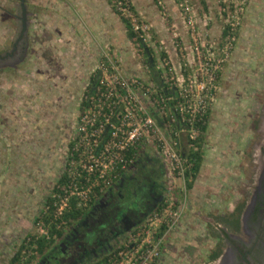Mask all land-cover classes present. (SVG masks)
<instances>
[{
  "label": "rangeland",
  "instance_id": "1",
  "mask_svg": "<svg viewBox=\"0 0 264 264\" xmlns=\"http://www.w3.org/2000/svg\"><path fill=\"white\" fill-rule=\"evenodd\" d=\"M93 1L96 9L90 11L87 5L81 15L85 21L76 13L67 26L80 23L75 29L94 35L88 33L83 39L65 30L66 42L60 44L57 31L67 15L54 11L55 0H24L23 30L21 1L0 0V57L4 58L0 60V264L8 263L26 236L47 232L45 227L44 233L39 231L41 222L36 223V218L64 173L80 102L104 55L115 59L125 76L153 82L145 55L128 37L112 1ZM128 1L150 26L155 64L166 57L177 67L174 34L183 52H191L190 25L179 0ZM188 2L200 42L208 44L216 57L228 12L239 11L240 22L218 79L217 100L206 117L202 161L191 187L186 186V177L182 190V181L165 164L164 195L184 199L185 206L162 240L156 264H219L216 260L226 248L228 235L243 236L245 220L251 222L247 213L264 179V0ZM148 11L154 19L147 18ZM54 39L56 44L51 43ZM168 47L175 55L172 58ZM186 141L182 137V148ZM147 152L154 154L152 149ZM144 237L136 236L137 242ZM34 247L23 251L16 264L36 259Z\"/></svg>",
  "mask_w": 264,
  "mask_h": 264
},
{
  "label": "built area",
  "instance_id": "2",
  "mask_svg": "<svg viewBox=\"0 0 264 264\" xmlns=\"http://www.w3.org/2000/svg\"><path fill=\"white\" fill-rule=\"evenodd\" d=\"M111 1L118 15L128 22L135 35L134 44L143 55L144 47H149L151 42L149 24L138 18L128 0ZM242 5L241 2L239 10ZM179 7L190 25L191 52H183L174 34L177 67L166 57L155 64L158 71L164 69L166 89L175 94L165 93L153 82L142 81L137 76H125L117 61L104 55L95 70L98 82L93 93L84 96L76 132L67 149L65 184L59 188L61 193L53 194L55 216L69 207L72 198L77 209H85L148 149L168 164L182 181V190L185 189L193 161L182 153V137L196 139L199 124H204L217 100L218 79L235 43L240 12L235 9L228 12L216 57L208 44L200 42L198 30L192 25L193 11L188 0H179ZM174 203L169 194L164 195L161 206L146 217L126 243L97 264H156L161 242L175 227L185 206L184 199L177 205ZM40 225L39 231L44 233V225ZM138 235H145L139 243Z\"/></svg>",
  "mask_w": 264,
  "mask_h": 264
},
{
  "label": "flooded vegetation",
  "instance_id": "3",
  "mask_svg": "<svg viewBox=\"0 0 264 264\" xmlns=\"http://www.w3.org/2000/svg\"><path fill=\"white\" fill-rule=\"evenodd\" d=\"M164 168L165 163L156 155H139L133 166L93 198L64 228L62 236L43 253L37 252L30 264H94L102 259L163 202ZM247 216L251 222L245 220L243 236L228 235L226 248L216 260L219 264H264V179Z\"/></svg>",
  "mask_w": 264,
  "mask_h": 264
},
{
  "label": "trees",
  "instance_id": "4",
  "mask_svg": "<svg viewBox=\"0 0 264 264\" xmlns=\"http://www.w3.org/2000/svg\"><path fill=\"white\" fill-rule=\"evenodd\" d=\"M125 24V28L127 30V35L130 38V40H132L133 42L135 41V35L134 33L130 30L129 24L127 21H124ZM151 48L150 47H144V51H143V55L145 62L147 63V66L150 68V74H151V79L153 80V83L157 85V87H160L163 89V91L165 93H170L172 95H174V91L173 90H167L166 89V85L164 83V79L161 75V72L158 71L155 68V60L152 57V51H150ZM98 82V78H97V74L94 73L93 76H91L90 78V84L87 87V89L84 92L83 98L80 102V107L79 109H81V107H83L84 105V96L88 95V94H92L94 91V87L96 86ZM199 133L196 137L195 140L191 141L189 139H187L186 143H184L183 148H182V153L191 161H193V166H192V170L190 171V173H187V182H186V186L188 188L191 187L192 185V180L193 178L196 176V173L199 170V167L201 165V161H202V136H203V132L206 129V120L204 122V124H199ZM66 181V177L63 173V175L58 179L57 184L55 185V187L52 189V194L47 198L46 202H45V207L44 210L40 212V214L38 215V217L36 218V223L41 222L42 225H44V227L47 229V235H41V236H37V235H29L26 236L24 241L20 244V246L17 248V250L13 253V256L11 257V259L8 261L7 264H16L19 263L20 260L23 257V251L27 250L29 246H35L34 250L35 252H38L39 254L43 253L46 249H48L54 241V237H61L62 236V231L64 230L65 225H71L73 221H75L82 213V210L77 209L76 208V200L74 198L70 199L69 201V207L66 208L61 215H59L58 217L54 215V210L56 209V205H54V203L56 202L55 197H53V194L55 193H61V191H59V188L61 185L65 184ZM180 199H174L175 204L179 203ZM58 224H61L59 228H57L56 226ZM161 230H163V227L161 228ZM217 256L216 253L211 255V258L214 259ZM94 264H97V262H95Z\"/></svg>",
  "mask_w": 264,
  "mask_h": 264
},
{
  "label": "crops",
  "instance_id": "5",
  "mask_svg": "<svg viewBox=\"0 0 264 264\" xmlns=\"http://www.w3.org/2000/svg\"><path fill=\"white\" fill-rule=\"evenodd\" d=\"M41 1H44V2H48L49 3L51 0H41ZM86 1H87V3L89 2V4L85 3V0H55V4L52 5L53 8L55 7L54 11L57 9L59 12L67 15L66 19H63L62 20V22L64 24L63 28L61 27L62 29L57 31V32L60 33L59 36L62 37V38H57V40L59 42H61L60 44H63L64 41L66 40V36L67 35H65V33H66L65 30L70 31V32L72 31V33L75 36H78V37L80 36L83 39L86 37V35L88 33H90V35H94L93 33H91L90 30H88V32H87L86 30L84 31L83 28H81V29L79 28L80 30L75 29L76 26L78 27L79 25H81L80 23H75V24H73V26H67V24H69V23H71V22L74 21L73 18L75 17V14L76 13H78L77 14L78 15V18L82 22L85 21V19L83 20V18H82L81 15L84 14L83 11H85L87 5L89 6V9L91 8L90 11H92V10L94 11L96 9V5L94 4V1L93 0H86ZM46 7L52 9L51 6H47L46 5ZM146 16H148L147 17L148 19H154V18H152L153 14L151 13V11L150 12L148 11L147 14H146ZM68 28H70V29L68 30ZM61 31L63 33H61ZM220 36H222V33L220 34ZM89 37H88V40L91 39V38L89 39ZM183 39L186 40L185 37H183ZM70 41H71L72 44L75 43V39H71ZM51 43L52 44H56V40L55 39L52 40ZM168 48H169V52H170V54H168V55L170 56V58L174 57L175 55L173 53L172 48L171 47H168ZM148 69L150 70V68H148ZM147 75H148V77H150V75H151L150 74V71H148Z\"/></svg>",
  "mask_w": 264,
  "mask_h": 264
},
{
  "label": "water",
  "instance_id": "6",
  "mask_svg": "<svg viewBox=\"0 0 264 264\" xmlns=\"http://www.w3.org/2000/svg\"><path fill=\"white\" fill-rule=\"evenodd\" d=\"M21 1V6H22V8H23V16H22V19H23V21H24V17H25V12H24V7H23V1L24 0H20Z\"/></svg>",
  "mask_w": 264,
  "mask_h": 264
}]
</instances>
